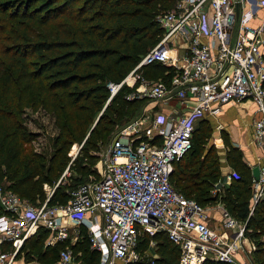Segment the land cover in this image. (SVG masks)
Returning <instances> with one entry per match:
<instances>
[{
  "label": "trees",
  "instance_id": "obj_1",
  "mask_svg": "<svg viewBox=\"0 0 264 264\" xmlns=\"http://www.w3.org/2000/svg\"><path fill=\"white\" fill-rule=\"evenodd\" d=\"M174 1L0 0L1 185L34 206L51 192L48 205H59L87 182L84 177L96 174L88 166L98 159L97 140L108 138L142 100L126 98L140 79L132 76L133 86L122 84L112 96L108 85L120 84L157 44L162 30L156 16L171 9ZM135 73L148 81L168 83L173 71L152 63ZM27 111L53 120L55 135L49 152L33 146L38 133L29 129L32 120ZM206 124L201 121L191 149L174 162L172 185L201 206L220 203L245 225V237L255 245L254 262L264 264V197L253 201L251 169L224 132L225 161L235 176L212 193L221 178L220 156L205 149ZM74 143L81 148L70 161L68 153ZM66 170L75 176H64ZM262 193L264 196V186ZM49 235V230L39 227L23 243L16 259L52 264L68 247L80 254L77 258L83 264H97L96 252L88 251L81 242L47 245ZM151 241L157 258L150 252ZM135 251L140 259L133 264H177L179 256L177 247L162 232L141 237Z\"/></svg>",
  "mask_w": 264,
  "mask_h": 264
},
{
  "label": "built area",
  "instance_id": "obj_2",
  "mask_svg": "<svg viewBox=\"0 0 264 264\" xmlns=\"http://www.w3.org/2000/svg\"><path fill=\"white\" fill-rule=\"evenodd\" d=\"M244 2L175 0L171 9L156 16L160 39L126 77L132 83V76L140 79L126 98L174 99L184 110L174 117L141 113L128 120L97 161L98 178L79 185L65 204L48 205L49 192L42 204L34 206L0 184V264H41L16 259L23 243L39 227L50 232L47 245L64 241L69 224L86 227L97 264H133L140 259L135 251L137 241L161 232L177 247V264H237L234 256L244 245L249 252L255 249L245 237V225L220 203L216 205L220 221L215 224L207 215L208 206L185 197L171 182L174 162L191 149L193 133L205 116L216 115L225 103L249 100L255 106L252 143L261 156L255 165L259 177H252L253 201L262 198L264 15L258 26H249L240 12ZM256 6L264 7V0H258ZM152 63L172 69L168 83L148 81L135 73ZM124 81L108 85L112 95ZM234 176L231 171L228 178ZM154 245L151 241L150 246ZM77 257L65 248L52 264H81Z\"/></svg>",
  "mask_w": 264,
  "mask_h": 264
},
{
  "label": "crops",
  "instance_id": "obj_3",
  "mask_svg": "<svg viewBox=\"0 0 264 264\" xmlns=\"http://www.w3.org/2000/svg\"><path fill=\"white\" fill-rule=\"evenodd\" d=\"M257 1L258 0H245L244 4L240 9L243 19L251 27L258 26L260 24V20L262 16L264 15V7L257 8L256 6ZM178 43L180 44V41H178ZM181 46H184V44L181 43ZM182 51L184 52L185 50ZM261 51L263 53V58H264V45L261 47ZM149 101L150 102L148 106L145 107L139 114L141 113H146L148 115L163 114L174 117L178 113H181L184 110L183 105H181L178 101L174 99H170V100L163 99L157 101L149 100ZM246 105L249 107V111L242 113L239 109H241L240 107ZM232 108H237V113L232 117H227L226 116L227 111L231 110ZM254 109H255L254 104L249 100H244L239 103L228 102L219 107V111L216 115L214 116L207 115L202 120L203 122H207L209 124H211V122L212 123L215 122L216 124H218L216 127L217 130L226 132L225 134L227 135L230 144L240 151L242 155V161L250 169L257 164V162L259 161L258 157L260 156V151L252 144L251 123H252ZM220 147L224 148V145H221ZM224 154L225 151H223L221 156L219 155L221 178H219V181L216 184L217 189L219 188L221 189V187L227 186L231 180L228 178V176L232 170L227 165ZM262 197L264 196L262 195ZM217 204L218 203H216L215 206L212 207L208 206L206 211L207 215L212 218L213 222L214 221L218 222L219 220V214L217 212V207H216ZM70 226H74V225L69 224L68 230ZM80 226H82L84 231H86L85 226L83 225ZM151 247H153L152 256L154 258H157L158 255L155 252V245ZM151 247L149 244V248Z\"/></svg>",
  "mask_w": 264,
  "mask_h": 264
},
{
  "label": "rangeland",
  "instance_id": "obj_4",
  "mask_svg": "<svg viewBox=\"0 0 264 264\" xmlns=\"http://www.w3.org/2000/svg\"><path fill=\"white\" fill-rule=\"evenodd\" d=\"M130 82L133 85L130 78H125V81L122 84L130 87L128 84ZM135 89L136 88H134V90L132 92H130L129 94H132L135 91ZM149 100H151V99L143 98L130 113H128L118 124L115 125L114 129L110 132L108 138H105L104 141H102L101 138H100V140H97L98 142H96V143H97V147L99 149L98 151H95V155L98 158L97 161L100 159L101 155H103L104 151L109 146L110 141L113 138V136L115 135V133L129 119L134 117L136 114H139L145 107H147L149 102H150ZM240 108L241 109H239V110L242 113L249 111V107L247 105L240 107ZM236 113H237V108H232L231 110L227 111L226 116L232 117ZM26 116H28V118L30 117V119L32 120L30 122V124L28 125L29 129L35 133H38V138H37L36 142L33 144V146L35 147V149L37 151L49 152L51 150V140L50 139L55 135V129L53 127V120L49 117L42 115V113H40V112L31 113L30 111H27ZM217 125L218 124H216L215 122H213V123L211 122V124L207 123L206 125L203 126V128L206 129L204 146H205V149L211 148L217 152L218 156L219 155L221 156L223 151H224V148L220 147L221 145H223L222 139H221V132L222 131L216 129ZM201 126L202 125L199 124L198 128ZM224 133H226V132H224ZM80 148H81V145L78 143H74L72 145V147L70 148L69 153H68V156L70 157V161L72 159H75V157H77V154H78V151ZM258 159H261V156H259ZM97 161L95 160V162L94 161L91 162L88 166L89 169L94 170L96 174L94 176L91 174L89 177L88 176L84 177L83 181L89 182L90 180H92V178H96V179L98 178L100 166L98 165ZM69 175H71L73 177L75 176L74 173H70L68 171L66 174H64V176H69ZM64 182H66V181H64ZM46 190L49 191L50 188H47ZM213 205H215V204H213ZM219 221H220V217H219L218 222L214 221V223L215 224L219 223ZM213 228H214L215 232H219V230H217L214 225H213ZM66 240L69 241V245H72V244L75 245L76 243L81 242V244H84V248L87 247L88 251L91 250L90 244L87 240L86 231H84L82 226H70L69 230H68V238ZM247 247H248L247 245L246 246L244 245L243 249L241 251L240 250L237 251V253L234 256L235 263H237V264L238 263H240V264H243V263L244 264H256L254 262L252 252H249V249ZM152 248L153 247H151L150 250H152ZM3 249L7 250V246H5ZM69 249L71 250L74 257H77V255H79L78 253L75 254L71 248H69ZM150 252L153 253L152 251H150ZM81 264H83L82 261H81Z\"/></svg>",
  "mask_w": 264,
  "mask_h": 264
},
{
  "label": "water",
  "instance_id": "obj_5",
  "mask_svg": "<svg viewBox=\"0 0 264 264\" xmlns=\"http://www.w3.org/2000/svg\"><path fill=\"white\" fill-rule=\"evenodd\" d=\"M239 7H240L239 2H236L235 3V12H236L237 16L239 14ZM98 118L99 117H97V120H98ZM251 175H252L253 178L258 179V177H259V168L257 166H254V167L251 168Z\"/></svg>",
  "mask_w": 264,
  "mask_h": 264
}]
</instances>
